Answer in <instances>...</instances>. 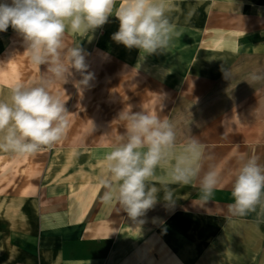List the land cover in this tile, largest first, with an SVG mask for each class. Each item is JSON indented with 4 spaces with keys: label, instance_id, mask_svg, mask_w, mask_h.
<instances>
[{
    "label": "crops",
    "instance_id": "crops-1",
    "mask_svg": "<svg viewBox=\"0 0 264 264\" xmlns=\"http://www.w3.org/2000/svg\"><path fill=\"white\" fill-rule=\"evenodd\" d=\"M158 2L174 26L162 52L147 55L116 43L114 16L94 32L67 31L65 43L80 45L86 58L107 57V69L119 60L151 72L171 91L192 84L193 97L231 95L229 102L238 105L230 123L224 106L217 107L219 120L207 123V138L200 141L201 174L214 167L220 186L204 201L198 181L155 182L161 197L168 187L176 202L168 206L159 199L136 223L115 200H102L99 181L113 144L87 149L84 157L74 156L82 148L77 145L25 155L0 148V170L10 169L8 182H0V264H264V199L244 216L228 212L237 157L257 156L264 165V79H250L264 73V0ZM44 74L46 67L31 61L21 35L11 27L0 32V100L9 101L17 83L29 86ZM75 81L52 79L49 86L69 114L81 94ZM187 141L176 142L177 150ZM157 176L165 177V170Z\"/></svg>",
    "mask_w": 264,
    "mask_h": 264
},
{
    "label": "clouds",
    "instance_id": "clouds-1",
    "mask_svg": "<svg viewBox=\"0 0 264 264\" xmlns=\"http://www.w3.org/2000/svg\"><path fill=\"white\" fill-rule=\"evenodd\" d=\"M111 16L119 21L112 39L147 55L162 52L174 31L158 0L0 2V32L11 27L23 37L31 61L46 67V74L37 82L29 86L17 83L11 88L10 100H0V148L34 154L61 140L69 112L65 101L49 91L52 79L66 83L78 73L81 79L75 83L81 92L93 79L84 49L68 47L65 33L94 32ZM250 79L262 80L264 73H253ZM163 107L161 103L160 112ZM118 120L125 131L106 154L107 172L99 182L104 188L102 200H115L133 222L142 223L140 218L161 198L168 206L175 204L173 190L164 187L161 197L155 182L188 185L198 181L204 201L220 186V174L214 167L201 174L203 146L196 137L177 150L176 132L167 116L144 109L133 112L129 105L118 114ZM237 165L228 212L244 216L264 199V165L257 156L244 154L237 157ZM159 169L165 170V177L157 176Z\"/></svg>",
    "mask_w": 264,
    "mask_h": 264
},
{
    "label": "rangeland",
    "instance_id": "rangeland-1",
    "mask_svg": "<svg viewBox=\"0 0 264 264\" xmlns=\"http://www.w3.org/2000/svg\"><path fill=\"white\" fill-rule=\"evenodd\" d=\"M94 56L92 54L86 58L93 79L77 98L79 103L72 113L67 114L64 140L53 144L60 148L81 146L74 156L84 157L85 151L95 146L114 145L125 131L118 114L129 105L133 112L144 109L157 112L162 117L167 116L174 126L176 142L187 141L190 137L205 140L208 135L207 123L211 126L219 120L216 118V108L224 106L225 117L230 123L233 109L238 105L229 102L231 95L226 99L216 94L193 97L191 90L197 87L192 84H179L171 91L167 85H160V79H155L151 72L130 69L119 60H113L107 69V57L103 61H96ZM74 77L77 81L81 79L78 73ZM161 103L164 106L162 112ZM204 111L210 114L207 120L201 116ZM16 170L14 175H19V170ZM9 175L10 169L1 168L0 182H8Z\"/></svg>",
    "mask_w": 264,
    "mask_h": 264
}]
</instances>
